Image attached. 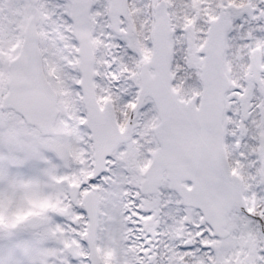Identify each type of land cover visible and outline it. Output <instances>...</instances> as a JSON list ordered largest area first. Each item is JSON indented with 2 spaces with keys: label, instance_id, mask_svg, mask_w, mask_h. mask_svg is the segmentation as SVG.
<instances>
[{
  "label": "snow or ice",
  "instance_id": "snow-or-ice-1",
  "mask_svg": "<svg viewBox=\"0 0 264 264\" xmlns=\"http://www.w3.org/2000/svg\"><path fill=\"white\" fill-rule=\"evenodd\" d=\"M0 264H264V0H0Z\"/></svg>",
  "mask_w": 264,
  "mask_h": 264
}]
</instances>
